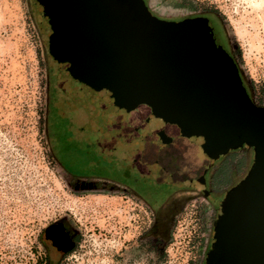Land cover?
<instances>
[{"label":"water","instance_id":"water-1","mask_svg":"<svg viewBox=\"0 0 264 264\" xmlns=\"http://www.w3.org/2000/svg\"><path fill=\"white\" fill-rule=\"evenodd\" d=\"M30 4L45 35L61 127L85 132L84 123L113 105L119 117L95 129L109 145L104 161L122 156L111 162L125 165L122 174L143 182L156 204L181 188L214 203L206 264H264V106L207 19L161 18L145 0ZM82 112L88 119L78 121ZM244 146L252 149L250 168L214 198L208 168Z\"/></svg>","mask_w":264,"mask_h":264},{"label":"rangeland","instance_id":"rangeland-1","mask_svg":"<svg viewBox=\"0 0 264 264\" xmlns=\"http://www.w3.org/2000/svg\"><path fill=\"white\" fill-rule=\"evenodd\" d=\"M146 2L165 18L183 14L198 3L218 6L244 84L254 103L264 106V0ZM37 21L30 0H0V264H29L30 247L35 245L40 229L69 210L82 216L89 230L84 237L88 247L75 264H200L216 217L201 193H184L175 207L167 204L163 230L169 225V231L165 238L163 232L161 236L156 233L151 207L135 206L137 201L125 191L123 183L99 179L74 182L63 170L64 163L82 174L127 180L121 172L125 165L122 169L111 162L122 156L104 161L109 145L104 147L99 140L104 138L101 131L95 130L114 121L119 113L113 105L105 104L104 113L84 123L85 132L77 128L71 131L82 144H101V157H63V144L53 140L57 135L63 137V126L57 119L53 126L49 121L53 112L50 68L45 35ZM77 118L88 119L85 112ZM247 149L250 151L236 149L232 155L223 156L233 162L229 167L233 185L250 168L252 149ZM243 157L246 162L238 173L234 162ZM93 159L95 163L86 164ZM93 228L95 233L91 235Z\"/></svg>","mask_w":264,"mask_h":264},{"label":"flooded vegetation","instance_id":"flooded-vegetation-1","mask_svg":"<svg viewBox=\"0 0 264 264\" xmlns=\"http://www.w3.org/2000/svg\"><path fill=\"white\" fill-rule=\"evenodd\" d=\"M146 1V0H145ZM147 3V2H146ZM197 6V7H196ZM150 8V7H149ZM218 6H212L205 3H198L197 5H194L193 9L187 10L183 14H177L175 17L172 18H165L164 16L156 14L151 8V11L165 19L169 20H182L185 18H194V17H203L207 19L208 25L211 27L215 42L217 45H220L222 48L228 50V52H231L230 46L227 43V37H226V24L224 23V18L220 14V12L217 11ZM221 38H224L226 40V44H224L221 41ZM228 48V49H227ZM234 57V55L232 54ZM51 86V108H53L52 116L50 121V124L52 125V122L55 124V120L59 115H62V112L59 111L55 100H53V88ZM65 114L63 111V124L65 123ZM53 126V125H52ZM51 129V127H50ZM51 131V130H50ZM68 132V130L63 131V137L60 135H57L53 137V140L55 142H59V144H63V157H101L102 152H98L101 150L102 145L98 142H85L82 144V142L78 139H76L73 136V133L69 131L68 134L65 133ZM50 135V133H49ZM242 151H250L246 147H240L237 150ZM235 150V151H237ZM54 151V149H53ZM55 152V151H54ZM91 152V154H89ZM232 152V151H230ZM228 152V153H230ZM227 153V154H228ZM225 154V155H227ZM56 155V154H55ZM101 155V156H100ZM224 155V156H225ZM57 157V156H56ZM73 159V158H72ZM80 159V158H79ZM224 157H220L217 162L212 164L204 177L205 183L207 185L208 190L210 191V195L214 198H223L226 192L229 190L222 188H218V186L214 183V172L216 169L222 164L220 162L223 160ZM95 163V159L88 160L86 164ZM215 168L213 166L215 164ZM70 165V164H69ZM63 170L71 177L72 181H77L78 179H94V180H105L110 183H123V187L127 193H129L137 202L134 203L135 206L142 208L143 204L145 206L151 207L153 210V226L156 227V233H158L159 236L162 235L163 232V222L166 218V210L165 207L167 204L172 207H175L177 204H179V201L184 196V193H201L200 191L196 189L192 190H179L173 193H170L167 198L161 202V204H156L154 200H150L148 198L147 192L148 188L143 182H139L137 179H131L129 177V174L126 175V179L123 182H118L114 180H108L104 179L103 177L92 175L91 173L82 174V171L77 170L73 168V165L68 166L67 164L63 163ZM238 182V181H237ZM236 182V183H237ZM94 185L98 186V183H95ZM233 186V185H232ZM231 186V187H232ZM230 187V188H231ZM202 194V193H201ZM203 196V194H202ZM204 197V196H203ZM204 199H207L204 197ZM208 200V199H207ZM140 203V205L138 204ZM209 207L213 208L216 212L217 216V208L214 205L213 202L208 200ZM146 213V210H144ZM216 219V217H215ZM215 219L213 222H215ZM213 230H214V223L212 224ZM96 228L92 229V234L94 235V230ZM86 224L81 218L77 217V214L73 211L69 210L68 212H63V214L57 215L54 218H52L50 221H48L42 229H40L39 233L37 234L35 238V245H33L31 248V261L29 264H75L74 262L77 261L78 255H83L86 247H88L87 239L84 237L87 236V232L89 230H86ZM94 239V238H92ZM213 241V231L208 234V238L206 239V243L204 246L203 256L201 259L200 264H206V257L207 253L210 250L212 246Z\"/></svg>","mask_w":264,"mask_h":264},{"label":"trees","instance_id":"trees-1","mask_svg":"<svg viewBox=\"0 0 264 264\" xmlns=\"http://www.w3.org/2000/svg\"><path fill=\"white\" fill-rule=\"evenodd\" d=\"M228 154H231V152L228 153ZM227 155H225V157ZM220 162H222V164L214 172V176H213L214 179H215L214 183L218 186V188H224V187L229 185V189H230V187L233 184H231L232 173L229 170V167L232 166L233 162H231L230 159H225V158L223 160H221ZM245 162H246V158L245 157L241 158L239 161H235L234 162V165L236 167L235 171H238V173L242 172V168L244 167ZM244 174H246V172ZM234 185H235V182H234ZM168 231H169V225H166L164 230H163V234H164L163 236L165 238L168 236Z\"/></svg>","mask_w":264,"mask_h":264},{"label":"bare ground","instance_id":"bare-ground-1","mask_svg":"<svg viewBox=\"0 0 264 264\" xmlns=\"http://www.w3.org/2000/svg\"><path fill=\"white\" fill-rule=\"evenodd\" d=\"M255 4L259 6V4H257V3H255Z\"/></svg>","mask_w":264,"mask_h":264}]
</instances>
